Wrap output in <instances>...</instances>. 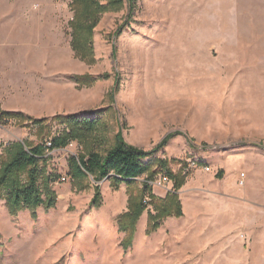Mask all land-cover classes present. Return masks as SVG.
Listing matches in <instances>:
<instances>
[{
	"label": "rangeland",
	"instance_id": "374dc122",
	"mask_svg": "<svg viewBox=\"0 0 264 264\" xmlns=\"http://www.w3.org/2000/svg\"><path fill=\"white\" fill-rule=\"evenodd\" d=\"M73 2L0 0V13L21 16V28L5 30L0 15V110L99 122L47 156L54 208L11 215L0 200V264H164L171 255L176 264H264V0H123L94 29L93 64L72 48ZM86 75L97 79L90 87L71 81ZM26 125L0 123V157L12 143L37 142ZM49 125L53 136L66 129ZM117 134L150 152L173 135L146 161L157 173L150 186V174L118 189L71 176L72 157L105 154ZM158 159L175 175L161 187ZM181 179L188 210L204 212L178 227L177 252L151 250L149 196L165 199ZM143 191L147 209L128 246L119 219Z\"/></svg>",
	"mask_w": 264,
	"mask_h": 264
},
{
	"label": "trees",
	"instance_id": "16d2710c",
	"mask_svg": "<svg viewBox=\"0 0 264 264\" xmlns=\"http://www.w3.org/2000/svg\"><path fill=\"white\" fill-rule=\"evenodd\" d=\"M101 0H74L75 15L70 23L72 28V48L76 57L82 61L93 64L92 40L94 29L98 25L103 14L110 10H118L123 0H109L103 5ZM71 81L80 86L93 85L97 79L91 76H75ZM28 121L35 128L34 136L37 142H16L7 147V155L0 157V200H5L11 215H17L22 211H31L35 214L40 207L54 208L56 198L52 191V177L47 173L48 155L50 152L66 148L72 140H80L88 137L96 130L98 121L91 118L79 119L75 115H57L50 119H33L22 112L0 110V123L6 125L15 122L25 126ZM57 121V124L65 126V131L59 136H53L49 125ZM27 126V125H26ZM69 130V131H68ZM33 131V130H32ZM49 132V133H48ZM173 135H167L153 151L127 144L121 134L115 137V143L105 154L92 150L87 156L72 157L69 165L71 176L74 178L93 177L97 182L109 179L113 188L118 189L122 183L130 185L145 174H150L145 182L155 179L150 165L146 161L155 153L167 146V142ZM160 163L166 174L171 179L175 178L172 171L160 159ZM222 177L220 173L219 178ZM185 183L184 179L177 180L176 192L169 193L165 199H157L153 195L149 199V205H154L155 214H149L148 233L158 230L162 220L169 217H183V208L178 195ZM146 187V188H147ZM97 193L100 192L97 187ZM146 191L136 198L130 199L129 210L119 219V225L129 234L126 238L128 246L131 245L133 233L138 219L147 209L144 204ZM101 196L94 198L93 205L97 206ZM148 203V202H147ZM146 203V204H147Z\"/></svg>",
	"mask_w": 264,
	"mask_h": 264
},
{
	"label": "crops",
	"instance_id": "0c3cea01",
	"mask_svg": "<svg viewBox=\"0 0 264 264\" xmlns=\"http://www.w3.org/2000/svg\"><path fill=\"white\" fill-rule=\"evenodd\" d=\"M0 15H1V17L3 18L2 20H1V24L4 26L3 28L6 30V29H9V28H14V27H16V25L19 27V28H21V26H20V23H21V20H20V18H21V16L19 15V13H0ZM40 17H42V16H40ZM9 18V20H8V23L7 22H5V19H8ZM11 19V20H10ZM12 19H14V20H12ZM16 20V21H15ZM4 21V22H3ZM11 21H14L13 22V24H12V22ZM20 21V22H19ZM3 22V23H2ZM23 22V21H22ZM26 25H29V24H32L31 23V21L30 20H27L26 22H24ZM26 27V26H25ZM18 43H21V42H18ZM5 111H12V110H5ZM16 112V111H15ZM1 140V139H0ZM206 172V171H205ZM211 172V171H210ZM207 173H209V172H207ZM167 191H168V189H167ZM171 191V190H170ZM169 191V192H170ZM189 199L188 198H181L180 197V202H181V204H182V208H183V217H181V218H176V217H169V218H166V221H165V230H164V232H165V234H164V236H163V238H161V234H159V232L161 231V229L159 228L158 229V232H157V234H156V239H155V237H154V239H151V241H152V245L151 246H149V244L148 245H146V247L147 248H150L151 250L153 249H156L157 248V251H159L160 252V250H161V247L162 248H164V250H168V249H170V250H175V252H177V250L180 248V245H179V240H178V237H180V236H182V233L183 232H181L182 231V229H180L179 230V226H182V225H184V226H186V225H188L189 223H190V221H191V215H192V213H193V211H197V212H199V213H202V212H204L203 211V206L202 207H200V208H198L197 207V209L196 210H188V208H187V206H186V204L187 203H189ZM187 202V203H186ZM164 226H163V229H164ZM183 226V227H184ZM189 227V226H188ZM187 228V227H186ZM187 229H189V228H187ZM187 233L190 235L191 233H193V230H191V231H187ZM148 241V240H147ZM165 243V247H163V245H162V243ZM163 243V244H164ZM187 247V246H186ZM187 248H190L189 246L187 247ZM174 252V253H175ZM172 256L173 255H171V259H169V260H167V259H165V263L164 264H176V262H178L179 263V261H177L176 259V261H174L173 259H172ZM148 264V263H147ZM150 264V263H149ZM152 264H155V263H152ZM157 264V263H156Z\"/></svg>",
	"mask_w": 264,
	"mask_h": 264
},
{
	"label": "built area",
	"instance_id": "2783aa9c",
	"mask_svg": "<svg viewBox=\"0 0 264 264\" xmlns=\"http://www.w3.org/2000/svg\"><path fill=\"white\" fill-rule=\"evenodd\" d=\"M189 167L190 168H194L193 166H190L189 165ZM204 170L206 171V172H210L211 171V169L210 168H204ZM169 178L167 177V176H162V177H160V179L158 180V184H159V186L161 187V186H165L168 182H169ZM148 201H145V203H147Z\"/></svg>",
	"mask_w": 264,
	"mask_h": 264
}]
</instances>
